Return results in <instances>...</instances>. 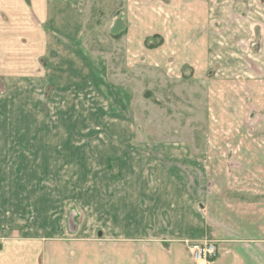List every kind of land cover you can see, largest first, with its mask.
<instances>
[{
    "label": "crops",
    "instance_id": "obj_1",
    "mask_svg": "<svg viewBox=\"0 0 264 264\" xmlns=\"http://www.w3.org/2000/svg\"><path fill=\"white\" fill-rule=\"evenodd\" d=\"M13 1L35 8L41 28L20 44L38 50L10 68L0 57V73L96 124L74 142L43 127L0 158V264H196L189 247L207 239L212 264H264V0H106L122 9L121 66L88 47L86 0ZM131 72L199 87L187 126L132 125L147 92Z\"/></svg>",
    "mask_w": 264,
    "mask_h": 264
},
{
    "label": "rangeland",
    "instance_id": "obj_2",
    "mask_svg": "<svg viewBox=\"0 0 264 264\" xmlns=\"http://www.w3.org/2000/svg\"><path fill=\"white\" fill-rule=\"evenodd\" d=\"M79 10L86 18L85 40L88 47L114 53V62L117 66H121L123 61H127L124 48L119 44L120 40L112 34V32L118 31V27L112 28L114 16L122 9L109 6L106 0H86L84 7H80ZM41 24L35 8L20 5L18 1L0 0V57L5 59L2 63L4 66L8 68L13 64L19 66L18 62L27 55L26 50L28 52V49H37L35 40L34 47L29 48L25 44H20V41L25 42L26 38L29 37L35 39ZM103 59L105 60V57ZM99 62L103 61L100 60ZM19 73L16 72V74ZM144 74L146 81H144V77L138 76V72H131L132 79H140L141 86L137 87L136 85L137 91L139 92V89L144 90L142 94L147 92L145 98L138 96V102L131 104L132 110H134L131 115L135 117L132 119V125H139V116L142 117L143 115L155 126L164 129L166 133L168 129L177 131L186 127L189 119L187 98H190L191 95L197 97L201 94L202 91L199 87L195 86L193 91L191 87L186 85L185 80L170 79L162 72H144ZM25 84L19 78L12 79L6 71L4 74L0 73V158L7 159L11 152V144L15 142L39 143L44 141L43 127L48 128L49 131V134L46 135L47 140L49 138L50 141L74 142L80 140L79 138L82 139L81 135L73 134L76 130L96 124L94 120H91V114L73 118L71 114L75 115L74 105L76 106V104L70 102L53 103L49 101V98L44 99V93L49 97L53 88L45 89L39 83L33 88H28ZM28 90H31V95ZM107 105L106 101H99L90 104L89 109L90 111L93 107L99 109L97 111L99 119H104ZM194 116L196 119V113ZM61 130L68 133L58 134V131ZM164 137L166 136L164 135ZM180 137L184 138L185 135ZM167 138L170 137L167 135ZM5 168H0L3 173L6 172ZM5 178L7 177L3 174L4 181Z\"/></svg>",
    "mask_w": 264,
    "mask_h": 264
},
{
    "label": "built area",
    "instance_id": "obj_3",
    "mask_svg": "<svg viewBox=\"0 0 264 264\" xmlns=\"http://www.w3.org/2000/svg\"><path fill=\"white\" fill-rule=\"evenodd\" d=\"M192 258L196 264H212L218 255V245L214 240H204L190 247Z\"/></svg>",
    "mask_w": 264,
    "mask_h": 264
}]
</instances>
